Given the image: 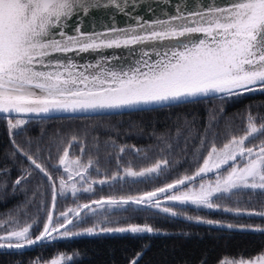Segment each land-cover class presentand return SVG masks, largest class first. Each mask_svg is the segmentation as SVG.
<instances>
[{"label":"snow or ice","instance_id":"obj_1","mask_svg":"<svg viewBox=\"0 0 264 264\" xmlns=\"http://www.w3.org/2000/svg\"><path fill=\"white\" fill-rule=\"evenodd\" d=\"M141 3L144 0H0V114L102 113L150 105L166 106L210 94L236 96L242 92L264 91V0H208L207 3L180 0L171 5L174 8L172 14L163 12L166 19L158 17L149 22L137 16L134 17L137 20L135 27H113L107 32L92 33L83 32L77 21L72 26L74 34L66 31L69 21L80 14L87 16L92 10L114 7L128 15L130 7L135 9ZM153 3L169 5L171 0H153ZM147 11H154L153 4L147 5ZM197 34L199 38H196ZM149 44L153 45L151 50L141 47L140 57L126 68L108 66L110 61L106 57L95 63L81 64L69 55ZM156 45H164V48L157 50ZM150 52L157 59H152ZM256 120L257 117L250 113L244 136L233 137L219 150L213 145L195 176H185L174 184L139 197L93 201L95 207L84 204L80 209H69L60 216L71 224L69 213L78 217L82 209L95 213L105 205L120 208L129 204L154 206L176 216V211L161 207L159 199L154 198L214 171L217 172L214 186L201 183L198 191L168 195L167 199L213 208L218 207L213 204V197L234 195L244 189L264 192V142L246 147V142L264 135V122L257 126ZM25 123L27 121L23 119L15 122L8 119L9 129H19ZM120 152L123 153L124 148ZM28 159L52 180L41 164L31 156ZM59 163L69 179L73 178L72 166L80 167L79 159H69L67 149ZM166 164L167 161H159L141 171L129 167L125 175L137 178L159 174L162 165ZM223 165H228L231 171L221 178L219 170ZM91 166L89 161L84 172ZM118 178L121 177H112L113 180ZM106 182L99 181L101 184ZM60 186L63 195L67 186L63 178ZM71 191L75 195L79 189L73 184ZM255 214L264 216V212ZM52 220L50 214L43 232L35 239L29 237L31 225L7 232L0 236L3 241L0 248L21 249L38 241L55 239L52 233H59L66 224L54 227ZM85 231L93 234L95 230L88 228ZM101 231L151 233L153 229L147 225H130ZM61 235L67 237L69 232L65 230ZM63 259H55L51 264H61ZM131 264H137V261L133 260ZM240 264H264V255L256 261H241Z\"/></svg>","mask_w":264,"mask_h":264},{"label":"trees","instance_id":"obj_2","mask_svg":"<svg viewBox=\"0 0 264 264\" xmlns=\"http://www.w3.org/2000/svg\"><path fill=\"white\" fill-rule=\"evenodd\" d=\"M222 96L113 114L0 116V231L7 234L30 224V236L37 237L48 219L54 186L59 220L70 205H78L73 208L76 210L88 200L135 197L157 189L190 173L210 145L241 134L250 113L257 117L258 126L264 122V91ZM8 119L27 123L9 129ZM261 137L264 142V135L256 138ZM65 149L70 160L80 161V167H72L80 174L73 175L72 169V179L59 163ZM28 156L41 162L52 180ZM89 161L92 166L85 173ZM159 161H167L159 174L125 175L124 168L136 170L139 162L149 168ZM117 175L121 178L113 180ZM61 178L67 185L63 195ZM101 180L107 182L101 184ZM73 184L79 189L75 195ZM212 201L218 207L179 202L163 205L173 208L176 216L154 206L135 204L120 208L105 205L95 213L83 209L82 215L60 230H67V237L55 233V239L32 247L0 250V264H27L31 258L49 257L54 252L70 254L61 264H129L136 257L137 264H214L223 256L245 257L264 250V216L255 214L264 212V192L244 189ZM123 223H148L153 232L99 229H115L113 226ZM88 228L94 233L88 234Z\"/></svg>","mask_w":264,"mask_h":264},{"label":"water","instance_id":"obj_3","mask_svg":"<svg viewBox=\"0 0 264 264\" xmlns=\"http://www.w3.org/2000/svg\"><path fill=\"white\" fill-rule=\"evenodd\" d=\"M178 2H180V0H171V4L165 5L163 3H160V4L153 3V0H144V3H141L135 9H132L130 7L127 10L129 12L128 15H125L124 13L118 12L114 7H109L107 9L92 10V12L87 16L80 14L79 17H74L73 20L69 21V27L66 29V31H68L70 34H74L73 30H72V26L75 25L77 23V21H79V24L81 26V30L83 32L92 33V32H107L110 28H113V27L118 28V29L135 27V26H137V20L134 19V17H137V16L143 17V20L149 21V22L155 20L158 17L161 19H166L167 17H165L163 15V12L166 11V12L172 14L174 12V8L171 5L178 3ZM190 2H192V0H190ZM202 2L207 3L208 0H202ZM150 3L153 4V8H154V11H152V12L147 11V5ZM196 38H199V34H197ZM141 47L150 51L151 48L153 47V45L149 44V45H143V46H131L129 48L121 47V48L101 49V50H98L96 52L69 53V55L72 56V58L74 60H76L78 63H81V64H83V63H95L97 60H100L102 57H106L110 61L108 66L113 67V68H119V67H125L126 68V67L133 65L135 60L140 57V54H141L140 48ZM156 48H157V50H162L164 48V45H156ZM150 54L152 55V59H157V57L154 55V53L150 52ZM58 56H59V54H58ZM60 58H62V57H60ZM215 95H219V94H210L207 97L215 96ZM201 98H205V97L190 98L187 101H191V100H195V99H201ZM184 102H186V101H184ZM179 103H182V102H179ZM173 104H177V103H173ZM153 107H159V105H150V106H145V107L139 108V109L113 110V111L102 112V113L53 112V113H48V114L42 113L39 115H36V114H26V115L25 114H11V115L0 114V116H5V117H58V116L100 115V114L128 112V111L147 109V108H153ZM195 173L189 177L195 176ZM210 173H212V172H210ZM210 173H208V174H210ZM197 178H200V177H195V179H197ZM175 182H172L170 184H174ZM186 183H188V182H186ZM166 186L167 185H165L163 187H166ZM180 186H182V185H177L176 188H178ZM163 187H161V188H163ZM176 188H174V189H176ZM174 189H171L169 191H172ZM165 193H167V192H165ZM165 193H160V194H158V196L163 195ZM167 201H170V200H167ZM54 202L52 200L49 215L50 214L53 215V210H54L53 203ZM49 215H48V217H49ZM47 223H48V219H47L46 224ZM25 247H29V246L26 245ZM5 248H8V247H5ZM133 260H136V258Z\"/></svg>","mask_w":264,"mask_h":264},{"label":"rangeland","instance_id":"obj_4","mask_svg":"<svg viewBox=\"0 0 264 264\" xmlns=\"http://www.w3.org/2000/svg\"><path fill=\"white\" fill-rule=\"evenodd\" d=\"M258 126V125H257ZM248 127V123L247 124H245V126H244V130H243V132L241 133V134H239V135H236V136H232V137H229V139L228 140H226V141H222L221 143H218V144H212V145H210V147L206 150V152L204 153V155L202 156V158L200 159V161H198V164H197V166H195V168L190 172V173H188V174H186V175H184V176H187V175H190V174H192V173H194V172H196L197 170H199V168L200 167H202L203 166V162H204V159L205 158H207V156H208V153H209V151L211 150V148H212V146L213 145H215L216 146V148L219 150V149H221V148H223V146H224V144H226V143H229V141L233 138V137H236V138H239V137H242V136H244L245 134H246V128ZM260 143H262V142H260ZM246 147H252L250 144H246ZM40 164H41V162H39ZM138 165H137V167H138V169H136V170H138V171H141V170H143V169H146V167H145V162H139V163H137ZM232 164V163H231ZM147 166V165H146ZM242 166V165H241ZM73 167V166H72ZM76 167V166H75ZM227 167V168H226ZM129 168V167H128ZM131 168V167H130ZM73 170H76V168H72ZM124 169H127V168H124ZM134 170V169H133ZM136 170H134V171H136ZM231 171V168L230 167H228V165L227 166H225L222 170H219V176L221 177V178H223V177H225V176H227L228 175V173ZM184 176H181V178L182 177H184ZM102 179H105V177H103ZM180 179V178H179ZM176 180V179H175ZM177 180H178V178H177ZM216 180H217V172L215 173V174H212V175H209V176H205V177H203V178H200V179H198V180H196V181H194V182H191V183H189V184H187L186 186H184V187H182V188H180V189H178V190H175V191H173V192H170V193H167L166 194V196H168V195H172V194H180L181 192H188V191H198L199 190V186H200V184L201 183H203V184H205L206 186L207 185H209V184H211V185H215V182H216ZM169 182V181H168ZM167 182V183H168ZM166 185V184H165ZM135 197H139V196H135ZM213 202V204H214V201H212ZM78 205H70V206H68L67 208V210H69V209H73V208H76ZM163 207H166V206H163ZM173 209V208H172ZM80 215H82V212L80 211ZM75 217H73L72 218V220L74 219ZM130 225H139V226H141V227H143V226H145V225H147V226H150V224H148V223H123L121 226H113V227H115V228H117V227H122V228H126V227H128V226H130ZM98 228H99V226H97ZM151 227V226H150ZM94 229H96V227H93ZM99 229H102V228H99ZM71 230H73V231H76V230H79V229H74V228H72ZM64 231H61V232H59V233H63ZM55 233H57V232H55ZM58 233V236L60 235ZM69 255L70 254H67V253H65V252H54V253H52V255L51 256H49V257H42L41 255H39V256H37L36 258H31L30 260H28V262H27V264H51V262L53 261V260H55V259H59V258H61V257H64L65 259H67L68 257H69ZM262 255H264V250L262 251V252H259V253H257V254H254V255H251V256H237V257H229V256H223V257H221L216 263H214V264H225V262H228V264H240V262L241 261H244V262H252V261H256L257 260V258L258 257H260V256H262ZM65 259H63L61 262H63Z\"/></svg>","mask_w":264,"mask_h":264},{"label":"flooded vegetation","instance_id":"obj_5","mask_svg":"<svg viewBox=\"0 0 264 264\" xmlns=\"http://www.w3.org/2000/svg\"><path fill=\"white\" fill-rule=\"evenodd\" d=\"M263 138L261 137V138H255V139H252V140H254L253 142H247L246 144H250L252 147L253 146H255V145H259V144H261L260 142H261V140H262ZM229 167V166H228ZM227 168V167H226ZM80 170H74V174L73 175H77V172H79ZM82 172V171H81ZM72 175V176H73ZM212 175V174H211ZM209 176V175H208ZM196 181V180H195ZM191 183V182H190ZM184 187V186H183ZM54 194H55V202H54V210H53V215H52V217H53V220H52V225L51 226H54V227H59L60 226V224H66V226L68 225L67 224V221L63 218V219H58L57 218V215L55 216V205H56V199H57V188H56V186L55 187H53V190H52V200H53V196H54ZM163 198H166V197H164V196H161V197H158V198H155V199H159V201H161V199H163ZM52 200H51V203H50V207H49V212H50V209H51V204H52ZM93 201H95V199L94 200H88V201H86L84 204H91ZM161 203V202H160ZM83 204V205H84ZM163 205H165V204H161V207H163ZM78 209H80V207L79 208H77L76 210H78ZM85 210V209H84ZM83 209L82 210H80L81 212H83L84 211ZM65 212H68V211H65ZM48 215H49V213H48ZM73 217H75V218H77V216L76 215H74V213H69L68 214V219H71L72 220V218ZM74 218V219H75ZM73 219V220H74ZM72 220V221H73ZM30 224H28V225H26V226H29ZM25 226V227H26ZM31 228V227H30ZM61 229H63V228H61ZM60 229V230H61ZM3 231H0V236H4V235H6L5 233L3 234L2 233ZM30 233H31V229H30V231H29V237L32 239L33 237H31L30 236ZM53 234H55V232H53L52 233V235ZM39 236V235H38ZM35 239V238H34ZM3 241H0V243H2ZM35 245V244H34ZM32 247V246H31ZM3 249H7V248H0V250H3ZM22 249H25V248H22Z\"/></svg>","mask_w":264,"mask_h":264}]
</instances>
